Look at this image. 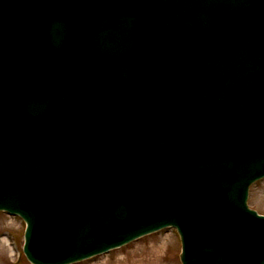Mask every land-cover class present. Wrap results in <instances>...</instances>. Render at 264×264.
I'll return each mask as SVG.
<instances>
[{"label":"water","instance_id":"1","mask_svg":"<svg viewBox=\"0 0 264 264\" xmlns=\"http://www.w3.org/2000/svg\"><path fill=\"white\" fill-rule=\"evenodd\" d=\"M0 54V210L29 261L174 226L182 264H264V0H0Z\"/></svg>","mask_w":264,"mask_h":264},{"label":"rangeland","instance_id":"2","mask_svg":"<svg viewBox=\"0 0 264 264\" xmlns=\"http://www.w3.org/2000/svg\"><path fill=\"white\" fill-rule=\"evenodd\" d=\"M248 204L264 214V179L251 187ZM25 228L24 221L19 217L0 212V264H17L18 251L23 252ZM160 248H164L165 252L159 256L157 250ZM180 253V238L170 228L142 237L108 254L74 264H149V260H160L159 264H181ZM119 258L121 261H118ZM21 260L20 264H31L24 254Z\"/></svg>","mask_w":264,"mask_h":264},{"label":"bare ground","instance_id":"3","mask_svg":"<svg viewBox=\"0 0 264 264\" xmlns=\"http://www.w3.org/2000/svg\"><path fill=\"white\" fill-rule=\"evenodd\" d=\"M154 248L157 249L156 246H154ZM164 248H165V247H164ZM164 248H160L159 250H157L159 256H160V253L163 254V252H165V249H164ZM156 253H157V252H156ZM153 256H154V254H152V257H153ZM159 256H158V259H159ZM118 261H121V258H119ZM159 261H160V260H156V261L151 262V260H149V264H159ZM143 264H145V263L143 262Z\"/></svg>","mask_w":264,"mask_h":264}]
</instances>
